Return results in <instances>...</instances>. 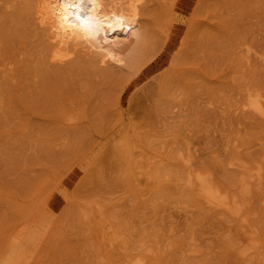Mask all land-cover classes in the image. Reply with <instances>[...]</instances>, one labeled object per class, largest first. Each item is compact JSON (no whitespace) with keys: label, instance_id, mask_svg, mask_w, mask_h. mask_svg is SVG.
Wrapping results in <instances>:
<instances>
[{"label":"rangeland","instance_id":"374dc122","mask_svg":"<svg viewBox=\"0 0 264 264\" xmlns=\"http://www.w3.org/2000/svg\"><path fill=\"white\" fill-rule=\"evenodd\" d=\"M137 1L116 69L0 0V264H264V0Z\"/></svg>","mask_w":264,"mask_h":264},{"label":"bare ground","instance_id":"6f19581e","mask_svg":"<svg viewBox=\"0 0 264 264\" xmlns=\"http://www.w3.org/2000/svg\"><path fill=\"white\" fill-rule=\"evenodd\" d=\"M32 2L35 10L34 18L37 22L36 26H38L40 29L46 32V37L49 46L48 48L49 50L47 51H50V57L53 59V61H56L57 63L58 62L64 63L71 56H73V53L77 48H85L86 50L85 49L83 50L87 51V53L89 51L92 52L93 54H96L99 58L98 63H100L101 65L102 64L106 66L112 65L115 68L116 67L120 68L124 64L126 65L125 61L131 59L130 58L131 56H129V59L125 60L128 57V53L129 52L131 53L132 47L135 41H137L139 37L138 29L140 25V15H139L140 1L137 0H119V1L118 0H32ZM27 13L30 14L31 10H28L26 14ZM31 15L33 16V14ZM79 50L82 51V49ZM75 53H77V51ZM133 60L131 61L134 64L135 61ZM131 61H128L130 62V66L132 65ZM127 64L129 65V63ZM125 65L123 68H125ZM260 100L257 96L250 97L247 100L246 108L249 109L254 114H256L257 116H264V107L261 104L262 102H260ZM188 184L195 186L198 193L197 195L200 196L202 199H204L211 206L230 210L235 215L239 213L240 208H232L229 205L226 198L221 195L219 190L213 186V184L209 179L201 176H196L195 179L194 177H190ZM249 231L251 233V230ZM21 238L16 237L15 244L16 243L19 244L20 242L19 240ZM22 243L23 242H21V244ZM250 247L255 249L256 246L254 247L253 245L252 247L251 245ZM244 249H247V247ZM256 249L253 250L252 252L253 253L254 251L256 252ZM249 250L247 251L251 252ZM14 251L17 250L14 249ZM258 253L259 256L261 255L262 252L261 253L258 252ZM254 254L257 255V253ZM17 257H19V254L16 256V259H18ZM28 259H30V257L27 258V261ZM134 259L136 260L133 261ZM128 263L143 264V262L140 259H137L136 257H134L132 260H129L127 264Z\"/></svg>","mask_w":264,"mask_h":264}]
</instances>
